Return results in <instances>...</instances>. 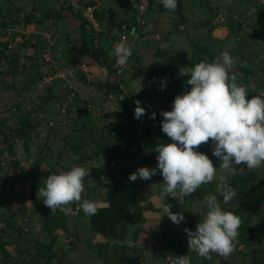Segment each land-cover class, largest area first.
Masks as SVG:
<instances>
[{"label": "rangeland", "instance_id": "obj_1", "mask_svg": "<svg viewBox=\"0 0 264 264\" xmlns=\"http://www.w3.org/2000/svg\"><path fill=\"white\" fill-rule=\"evenodd\" d=\"M110 1L112 0H103L101 3L97 0H0V51L2 47H6L8 52L5 60H0V264H117V259L121 260L119 264H171L176 256L188 254L184 229L194 230L199 220L203 219L206 208L202 200L210 194L217 196L224 210L239 217L236 244L228 256L213 253L211 259H204L190 253L191 264H264V163L254 169L236 165V168L241 167L243 170L229 175L219 169V161L211 153L210 140L199 145L197 150L208 155L213 166L217 167L218 175L214 176L213 181L202 184L185 197L183 202H177L171 197H166L164 201L170 206V211L183 214L184 220L179 224H174L167 215L163 216L158 185L162 182V177L158 173L150 180H135L144 196L142 204L152 209L143 212L142 220L127 224L124 239L106 238L93 230L90 216L86 217L79 209V202H71L53 212L43 204L37 190L43 186L44 178L54 171H66L72 165L89 169L88 176L83 180L81 199L94 200L97 205L105 203L103 184L118 177L121 174L118 172L120 167L130 166L135 170L141 166L155 167L157 153L153 149L157 143L170 142V138L160 129L163 118L159 113L171 110L174 97L190 87L186 85L187 76L178 75L179 67L170 64L164 69L155 68L157 64H151L149 58L152 55H147L144 51L142 59L134 60L129 57V65L135 63L134 68L127 65L125 74L117 80L122 91L133 102L139 100L140 105L145 108L140 120L135 119L143 146L140 154L123 157L116 156L113 152L122 139L120 131H126L124 120H121L124 110L120 102L121 96L116 93L115 88H108L105 81L98 82L97 86L86 87L83 92L80 83L72 81L71 84H60L63 90L68 88L66 100L71 98L61 118L77 119L78 125L71 126L76 127V137L69 138L66 144L62 142L66 138L52 140L53 126L49 125L46 115L39 114L31 88H26L32 69L27 68L21 72L16 67L19 59L17 49L26 46L29 41H35L39 46L43 45V40L48 42L43 36L47 37L55 21H48L44 17L48 19L53 7L61 13L70 10L65 16L61 15L58 22L73 37V31L78 35L81 33L80 24L85 6L115 9L118 4L103 5ZM137 1L122 0L119 3L121 12L124 13L121 17L126 14L128 19L131 18L122 22L128 27L133 23L138 26L139 35L135 38L131 36L133 40L136 39L135 43L145 31L148 33L147 20L149 24L163 20L167 25L161 33L172 39V33L179 30L181 21L175 10L165 9L161 0H145L147 7L142 13L137 8ZM184 11L197 30L193 40L185 46L187 62L194 65L200 61H211L221 50H228L233 57L238 58L232 69L238 74L237 83L246 86L249 96L264 95V0H185ZM136 17L142 22L136 20ZM158 17V21H153ZM142 18L145 19V29L140 26L144 22ZM206 18L212 19L209 28H206ZM113 19L114 15H107L102 20L112 22ZM122 22H119L117 28ZM202 25L205 27L202 28ZM103 33L110 35L111 31L107 28ZM21 34L22 39L18 37ZM162 34H159L156 49L175 47L172 43L162 42L165 40L164 37L161 38ZM75 40L82 41L81 36ZM103 41L105 49L111 48L108 47L107 39ZM183 42L188 43L187 40ZM100 43L97 42L96 45L99 46ZM79 45L86 57L88 48H95L87 47L83 42ZM208 47L213 51L210 57L208 49L200 52V58L194 53L195 49L200 51L199 48ZM39 59L52 62L47 56ZM187 62L183 63L184 66ZM36 75L39 78L42 76L40 71ZM172 76L174 78L171 80ZM161 78L166 81L162 91L159 90ZM29 85L33 87V84ZM46 87L48 84L42 89V97L46 95ZM81 92L83 95H78ZM80 96L82 98L78 99ZM146 103L150 106L145 107ZM151 113H156L155 119L150 118ZM82 126L89 130L87 140L77 137L80 135L77 130ZM69 128L70 126L63 128L64 132ZM89 136H93V143ZM9 147H12V153ZM219 176H223L225 182L236 191V196L227 203L216 192ZM34 183L37 185L35 194L38 203L50 215V226H43L41 215L31 203L30 188ZM250 188L262 200L249 217L246 215L245 205L249 200ZM9 222L15 223L17 229H11ZM36 243L49 245L56 258L48 260L39 256L34 246ZM121 245H125L124 248Z\"/></svg>", "mask_w": 264, "mask_h": 264}, {"label": "clouds", "instance_id": "obj_2", "mask_svg": "<svg viewBox=\"0 0 264 264\" xmlns=\"http://www.w3.org/2000/svg\"><path fill=\"white\" fill-rule=\"evenodd\" d=\"M165 9L174 11L177 0H161ZM115 64L124 67L133 48L125 38L112 46ZM238 58L228 50H221L209 61H200L191 66L179 67L178 75L187 76L188 90L174 97L171 110L161 111L160 129L168 138V143H157L153 149L155 167H138L129 174L128 180H150L157 173L162 177L158 183L161 210L174 223L184 220L181 212L173 213L165 203L166 197L183 202L202 184H208L217 176V167L204 152L197 148L211 141V153L219 161V169L229 175L238 170L236 165L248 169L258 168L264 163V95L249 96L245 85L237 83V73L233 72ZM166 85L161 78L159 90ZM133 117L137 120L145 113L140 101H134ZM156 113L150 118L155 119ZM89 169L72 165L68 170L48 174L43 186L38 187L43 204L51 212L58 207L79 202V209L87 216L97 212L94 200H81L83 180ZM157 185V184H153ZM216 192L227 203L236 196V191L219 176ZM202 204L206 212L194 230L184 229L187 236L188 254L176 256L171 264H191L190 253L211 259L213 253L230 255L235 247L240 219L231 211L224 210L216 195H206Z\"/></svg>", "mask_w": 264, "mask_h": 264}, {"label": "crops", "instance_id": "obj_3", "mask_svg": "<svg viewBox=\"0 0 264 264\" xmlns=\"http://www.w3.org/2000/svg\"><path fill=\"white\" fill-rule=\"evenodd\" d=\"M98 3L103 2V0H97ZM115 1V2H114ZM230 1V0H229ZM122 0H112L110 2H106L103 5H107L108 3H112V4H118L115 9H112V7H108V9H104V7H98V9L95 10H100V16H102L103 18H106L107 15H114V21L113 22L115 24V26H113L114 24H111V22H104L102 20V24L104 25V27L102 25H100L99 21L96 19L98 26L100 28V31L105 32V30L111 31V33H115L117 35H119L120 33H125L122 29V26L125 25V23H123L122 21H128L131 18L128 19V17L125 16L121 17L124 13L121 12V7L119 5V3H121ZM93 4V3H91ZM74 6H77V4H74ZM94 6V5H92ZM184 6H185V0H177V6L176 8H180L181 13H177L176 9L175 12L176 14L179 16V20L180 23L178 26H180L178 31H175L174 33H172V39H168V37H164L165 35L162 34V30L165 29V24L162 20V22L158 21L160 19V17H158L157 19H154L153 21H158L155 24H153V22L151 24H149L148 20H147V31L148 33L145 31L143 35L140 36V40L138 42L135 43V40H133V38L137 37L139 35V30L138 26L136 25L134 27V29L132 30L131 28V33L127 36L128 39V44L129 46H131L133 48V56L131 57V59H142L141 55L142 52H147L148 54H151L152 56H150L149 58H151V64H157L155 66V68L158 69H164L167 65H173L174 67H181L183 63L187 62V58H185L184 55V51L186 49V45H189L192 40H193V36L194 32H196L197 30L194 28V24H192V21L190 19V17L185 13L184 11ZM95 7V6H94ZM40 11L41 8L39 7ZM57 9H55L53 7V11L52 13H47L48 15V19L47 17H44L46 20H53L54 25L52 24V26H54L51 29V32L48 31V35L47 37L43 36L44 39H46L48 42H46L45 40H43V45L39 46V44H36L35 41H29V43H27L26 46H21L19 47L17 50L19 51L17 53V56L19 54V59H18V64L16 67L19 68V70L22 72L23 70L27 69V68H31V74L28 75L29 79L26 81V88H31V94L33 95V98L35 99V106L38 108L39 114L41 116L46 115V119L49 121V125L52 127L51 128V135H52V140H56V139H65L64 141H62L64 144H66V142L69 141V138H74L76 136L75 135V131L76 130L75 126L71 127L72 125H78L77 123V119H72V118H61L66 112V106L68 103L71 102V98L70 100H66L68 95H66V92H68V88H64V90L60 87L61 83H69L71 84L72 81L79 83L76 81V78L72 75V72L76 69V68H80L81 71L85 74L86 78H87V83L86 84H81L83 90L84 88L86 89V87H90L91 85H95L97 86L99 83H102L105 81V79H107L108 76V71L105 67L99 65L98 63L94 62L87 53V57L84 56V54L80 51L81 50V45L80 42H83L84 45L87 44V47H98L97 42H101L100 45H102L104 43L103 39L105 33L103 34V37L100 35L101 33H95L93 34L91 37L92 40L89 41V38L84 35L83 31L79 34L81 36L82 41L79 40V42H77L76 37H79V35L76 33V31H73L72 34L74 35L73 37H71L69 34L65 32V29L62 28L63 25L58 22L61 19V15L65 16L66 14H68L70 12V10H65L62 11V13L60 11H56ZM94 10V11H95ZM114 10H117V12H115ZM72 12V11H71ZM144 12V10L142 11V13ZM41 13L43 14V11H41ZM84 13V12H83ZM94 13V12H93ZM146 13V12H145ZM144 13V15H145ZM104 15V16H103ZM158 15V13H156V16ZM95 16V15H94ZM159 16V15H158ZM206 16H208V14H206ZM213 16V14H212ZM145 19L142 18V20L144 21L142 24H140V26L145 29L146 24H145ZM82 20L85 21L84 16L82 15ZM136 20H139V18L136 17ZM140 21V20H139ZM212 19L210 18H206V22L208 25L206 28H209L210 24H212ZM119 22H122L120 27L117 28V25L119 24ZM142 22V21H141ZM85 23V22H84ZM107 23H109L107 26ZM106 24V25H105ZM178 24V23H176ZM133 25H135L133 23ZM214 25V24H213ZM204 28L205 26L202 25ZM63 29V31L61 30ZM80 32V31H79ZM143 32V30L141 31V33ZM140 33V34H141ZM159 34L161 35V38L165 40H163L162 42L165 41V44L168 43H172L175 47H159L161 49H156V45L158 44L157 39L159 37ZM22 35H19L18 37L22 39ZM21 36V37H20ZM131 36L133 38H131ZM181 36L182 38H177ZM187 40L188 43L185 44L183 42V40ZM100 40V41H99ZM108 47H111L112 49V40L108 41ZM191 46L194 47V44L191 43ZM175 48V50H173ZM201 49V50H200ZM210 51L211 55L209 54L208 56H212L213 51H211L208 48L203 49V48H199L200 51L198 50H194L198 57H202L199 56L202 51L205 52ZM2 53H3V57H0V60L3 61L5 60L6 56H7V48L6 47H2ZM162 50V51H161ZM159 52V54L157 53ZM201 52V53H200ZM81 54H83V56H81ZM145 54V53H144ZM193 54V52H192ZM110 56L112 55V51L109 54ZM194 55V54H193ZM41 56H47L49 58V60H51L54 63H47V62H43L40 61L39 57ZM193 57V56H192ZM208 57V58H209ZM51 58V59H50ZM147 58V57H146ZM145 58V59H146ZM47 59V58H45ZM205 59V58H204ZM22 60V62H21ZM27 60V61H25ZM20 61V62H19ZM76 61V62H74ZM210 61V60H209ZM39 63V64H38ZM74 63V64H73ZM145 63V62H144ZM192 62H187V64H185V66H191L193 64H191ZM129 60H128V66L129 65ZM135 63L132 64L131 69L134 68ZM125 66L122 73L119 76H116L115 74V78L116 80H120L123 76V74H125L126 70L128 69V66ZM47 68H46V67ZM184 66V64H183ZM46 70V71H45ZM41 72V77H37L36 72ZM157 74H155L154 76H156ZM169 74H167L168 76ZM157 77V76H156ZM174 77L172 76L171 80ZM41 81V82H40ZM40 82V83H39ZM99 82V83H98ZM29 83L33 84V87H31L29 85ZM45 84H48V87L45 88L46 91V95L42 94L43 91V87ZM42 92V93H41ZM81 93H79L78 95H83ZM68 94V93H67ZM40 96V99H39ZM78 97V99H81L82 97ZM132 104H133V108L135 107V104L133 102V100L131 99ZM37 103V105H36ZM150 105H148V103H146L145 107H149ZM152 106V105H151ZM102 111V109H100ZM134 110V109H133ZM60 116V117H58ZM135 121V120H134ZM56 122V124H55ZM71 124V125H70ZM70 126L69 129L63 130V128ZM126 129V128H125ZM79 131L80 135L77 136L79 138H83L84 140H87L88 138L86 137V135L88 134L87 130L84 126L80 127ZM139 132V131H138ZM74 136V137H73ZM140 136V134H139ZM90 137V136H89ZM68 138V139H67ZM91 142L94 140L93 136L90 137L89 139ZM141 140V137H140ZM93 143V142H92ZM142 146V144H141ZM143 147V146H142ZM141 153V152H140ZM139 153V154H140ZM138 155V154H136ZM135 155V156H136ZM134 156V155H133Z\"/></svg>", "mask_w": 264, "mask_h": 264}, {"label": "trees", "instance_id": "obj_4", "mask_svg": "<svg viewBox=\"0 0 264 264\" xmlns=\"http://www.w3.org/2000/svg\"><path fill=\"white\" fill-rule=\"evenodd\" d=\"M176 12L178 14L181 13L180 8L177 7ZM100 14V10L94 11L96 19L99 21L100 25L104 27L102 24V16H100ZM84 22L85 21L82 20L80 29L90 41L92 40L90 37L91 35L86 32V29L84 28ZM113 22L115 21L113 20L111 24H114ZM108 24L109 23H107V26ZM113 26H115V24ZM100 33V35L103 37L104 33H102V31H100ZM104 38H106L108 41L115 40L116 34H105ZM111 51V48L105 49L104 45L102 44L98 47H95L93 50L88 48L87 54L94 62L107 69L108 73L112 77H110V75L107 76V79L105 80L106 86L112 89L115 88L117 91L116 93L121 96L120 102L122 103L124 110L121 120H124V127L126 128V131H120V137L122 139L118 143V148H116L113 152L116 154V156H133L139 154L142 151L140 136L138 129L135 126L132 101L117 84V80L113 70L111 69V63L113 60V57L109 55ZM3 56L4 55L2 51H0V57ZM9 149L12 153V147H9ZM134 171L135 169H132L130 166L120 167L118 172H121V174L115 179L103 184L106 194L105 203L103 205H97V212L90 216V224L93 230L101 233L106 238L124 239L127 232V224L142 220L143 212L152 209L149 205L148 206L150 208H147L144 204H142L144 196L142 195L137 182L128 180L129 174ZM36 187L37 185L34 183L30 188L31 203L35 210H37L41 215L43 226H50V215L48 214L47 210L38 203V197L35 194ZM249 194V200L245 205V209L246 215L250 217V213L254 208H256L262 199L256 197L253 188H250ZM0 217H2L1 213ZM9 224L11 229H17L16 225H14L15 223L9 222ZM34 246L36 247V251L39 256L48 260L56 258V254L52 251L49 245L36 243ZM124 246L125 245H121L122 248H124ZM120 261V259H117V264H119Z\"/></svg>", "mask_w": 264, "mask_h": 264}, {"label": "built area", "instance_id": "obj_5", "mask_svg": "<svg viewBox=\"0 0 264 264\" xmlns=\"http://www.w3.org/2000/svg\"><path fill=\"white\" fill-rule=\"evenodd\" d=\"M147 7V3L145 0H138L137 1V8L140 9L141 11L145 10ZM94 10H95V7L92 6V5H87L85 6V10H84V13H83V16L85 18V25H84V28L86 29V32L88 34H90L91 36L95 33H100V28L98 26V23L95 19V16H94ZM141 22V21H140ZM136 25H130V27L126 26V25H123L122 26V30L125 32V33H120L119 35L116 34V39L115 40H112V46H113V43L116 42V41H120L122 38H125V42L128 43V39H127V36L131 33V28L132 30L134 29ZM113 34V33H111ZM113 57V60H112V63H111V69L113 70V73L116 75V76H119L124 67H121V66H118L115 64V57Z\"/></svg>", "mask_w": 264, "mask_h": 264}, {"label": "water", "instance_id": "obj_6", "mask_svg": "<svg viewBox=\"0 0 264 264\" xmlns=\"http://www.w3.org/2000/svg\"><path fill=\"white\" fill-rule=\"evenodd\" d=\"M72 75L76 78V81L82 84L87 83V78L85 74L81 71L80 68H76L73 72Z\"/></svg>", "mask_w": 264, "mask_h": 264}]
</instances>
